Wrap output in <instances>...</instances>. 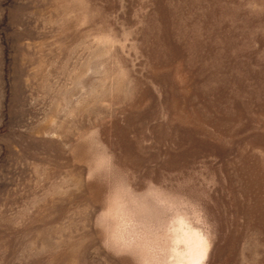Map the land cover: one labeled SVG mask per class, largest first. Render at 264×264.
Instances as JSON below:
<instances>
[{"label":"rangeland","instance_id":"1","mask_svg":"<svg viewBox=\"0 0 264 264\" xmlns=\"http://www.w3.org/2000/svg\"><path fill=\"white\" fill-rule=\"evenodd\" d=\"M0 264H264V0H0Z\"/></svg>","mask_w":264,"mask_h":264}]
</instances>
